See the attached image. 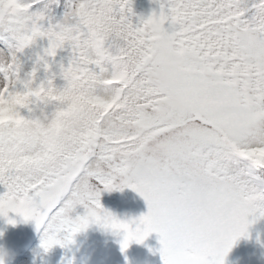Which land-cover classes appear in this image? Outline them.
I'll use <instances>...</instances> for the list:
<instances>
[{"label": "snow or ice", "instance_id": "1", "mask_svg": "<svg viewBox=\"0 0 264 264\" xmlns=\"http://www.w3.org/2000/svg\"><path fill=\"white\" fill-rule=\"evenodd\" d=\"M33 3L0 0V27L19 49L47 37L38 56L46 70L45 57L67 46L60 75L84 82L79 96L100 119L76 133L61 174L26 178L22 162L58 150L51 133L71 107L68 89L55 73L38 84L35 69L20 79L15 56L0 63V114L11 113L0 119V215L43 226L45 251L97 223L123 232L122 251L156 232L163 264H224L248 215L264 216V0H161L159 13L135 23L131 0H79L67 23L47 27ZM101 9L115 12L117 41L92 31ZM130 57L134 72L122 70ZM153 65L165 72L160 83L146 78ZM40 109L48 126L33 134L27 126L39 124ZM124 187L144 198L146 214L121 220L103 208L101 190ZM77 204L85 213L72 218Z\"/></svg>", "mask_w": 264, "mask_h": 264}, {"label": "rangeland", "instance_id": "2", "mask_svg": "<svg viewBox=\"0 0 264 264\" xmlns=\"http://www.w3.org/2000/svg\"><path fill=\"white\" fill-rule=\"evenodd\" d=\"M140 6L142 10H139V13L144 18L153 11L157 13L160 11L158 0H143ZM167 26L168 21H165V27ZM16 52L14 40L8 32L3 33L0 36V54L6 60L15 56L18 66L22 65L27 68L38 59L31 61V55L37 57L44 55L41 48L38 47H33L32 53L24 58L20 57L23 55L22 51ZM70 54V49L65 46L54 57H46L50 65L46 70L48 75L46 72H43L38 83L45 81L52 73L56 74L55 79H63L60 75L61 65L67 66ZM38 68H44L43 62L36 67V69ZM54 84L56 83L54 82ZM4 191H6L5 187L0 184V192L3 193ZM100 202L105 210L110 211L121 220H133L141 214H146L148 211L147 202L137 191L130 187H124L122 190L114 188L110 191L102 189ZM84 213V206L77 204L69 215L72 218H76L77 216L84 215ZM14 214L15 212L9 211L7 216L0 215V243L6 240V247L12 252L11 259L16 258L19 254L18 248H16V243L19 239H25L24 244H27L28 242L30 243L34 236L31 228L34 220L26 221L17 213L15 220ZM9 218L14 219L16 223H8ZM247 219L251 222L248 225L247 233L240 236L233 244L226 256L225 264H264V248L260 244L264 236V229L257 220V213H250ZM123 235V232H116L100 224L90 223L87 228L74 234L72 242L69 243L70 252L73 255L71 259L52 257L49 261L55 264H69V262L71 264H159L156 261L157 258L161 257L159 252L161 244L158 233H150L142 243L132 241L129 247L122 251L121 241L123 240ZM13 236L14 238L12 239ZM43 253L44 249L41 247V244L36 246L28 264H36V260L42 258L41 255ZM102 253L105 255L104 259L100 258V255H103Z\"/></svg>", "mask_w": 264, "mask_h": 264}, {"label": "clouds", "instance_id": "3", "mask_svg": "<svg viewBox=\"0 0 264 264\" xmlns=\"http://www.w3.org/2000/svg\"><path fill=\"white\" fill-rule=\"evenodd\" d=\"M68 20L69 19L66 18L65 23H67ZM92 25V31L95 34L104 39H111L113 41L120 39L124 31L116 19L115 12L108 9H101L98 11ZM160 43L162 45L163 41ZM91 44L95 51L98 45H96L94 40L91 41ZM4 61H6V58L0 54V63ZM135 64L136 58L130 57L127 61L122 62V70L134 72L136 70ZM146 78L153 83H160L165 79V72L159 65H153L147 69ZM63 81L64 83L62 85L56 86L58 89H68V92L64 96V102L71 104V107L60 119L61 130L51 133L53 140L58 145V150L51 152L43 159L22 162L20 165V174L26 178H43L53 173L57 175L61 174L66 166L63 154L73 152L78 147V136L76 133H78L80 129L98 122L100 119V110L79 96L81 88H84V91L87 92V86H85L84 82L77 79L75 76H70L63 79ZM72 89L76 91L73 92ZM10 115V112L5 111L0 114V119L6 121ZM33 119L39 121V124L33 123L27 126L33 134L37 132L40 126H48L47 117L44 116V109H40L38 112L33 113ZM11 255L12 252L8 247L0 245V264H6V261ZM226 256L223 257L224 264Z\"/></svg>", "mask_w": 264, "mask_h": 264}, {"label": "trees", "instance_id": "4", "mask_svg": "<svg viewBox=\"0 0 264 264\" xmlns=\"http://www.w3.org/2000/svg\"><path fill=\"white\" fill-rule=\"evenodd\" d=\"M142 1L143 0H131V7H132L133 13H134V15L132 16V20L134 23L137 22L141 18V15H138L136 12L138 10V6L142 3ZM158 1H159V3H161V0H158ZM77 3H79V0H76L75 6ZM64 4L67 5L68 0H65V1L61 0V4L58 6V10L55 13L56 16L53 17V15H54L53 3L52 4L49 3L48 5H47V3H45V5H47L46 6L47 11L44 13L45 18L43 20L45 27H47L49 25L55 26V25L63 24V23H65L66 18H68V19L70 18V14L73 10H68ZM41 10H42V8L40 7V5L35 4V11H41ZM46 40H47V37L38 36V37H36L34 42H36L38 44H42V45L45 44L46 45ZM22 74L24 76H26V75H28L29 77L31 76L28 74V72H25V71H22ZM36 79H37L36 76H34V81ZM55 85H57V84H55ZM60 85H61V83H60ZM257 217H258V221L262 224V228L264 229V216L259 215V213H257ZM261 240H262L261 246L264 248V236Z\"/></svg>", "mask_w": 264, "mask_h": 264}]
</instances>
